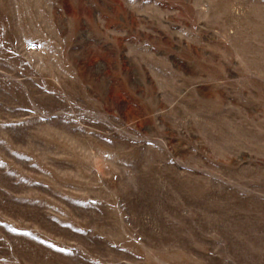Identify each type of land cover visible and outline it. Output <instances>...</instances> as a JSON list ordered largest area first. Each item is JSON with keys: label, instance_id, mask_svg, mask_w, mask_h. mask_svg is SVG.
Listing matches in <instances>:
<instances>
[{"label": "rangeland", "instance_id": "rangeland-1", "mask_svg": "<svg viewBox=\"0 0 264 264\" xmlns=\"http://www.w3.org/2000/svg\"><path fill=\"white\" fill-rule=\"evenodd\" d=\"M0 264H264V0H0Z\"/></svg>", "mask_w": 264, "mask_h": 264}, {"label": "built area", "instance_id": "built-area-1", "mask_svg": "<svg viewBox=\"0 0 264 264\" xmlns=\"http://www.w3.org/2000/svg\"><path fill=\"white\" fill-rule=\"evenodd\" d=\"M35 47L31 45L30 47L27 48V50H33V49H35Z\"/></svg>", "mask_w": 264, "mask_h": 264}]
</instances>
